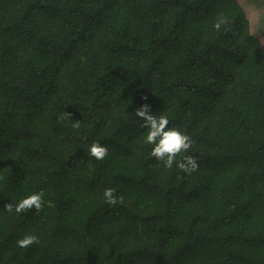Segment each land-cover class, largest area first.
Masks as SVG:
<instances>
[{"label": "trees", "instance_id": "1", "mask_svg": "<svg viewBox=\"0 0 264 264\" xmlns=\"http://www.w3.org/2000/svg\"><path fill=\"white\" fill-rule=\"evenodd\" d=\"M144 104L197 171L150 155ZM0 264H264V0H0Z\"/></svg>", "mask_w": 264, "mask_h": 264}, {"label": "clouds", "instance_id": "2", "mask_svg": "<svg viewBox=\"0 0 264 264\" xmlns=\"http://www.w3.org/2000/svg\"><path fill=\"white\" fill-rule=\"evenodd\" d=\"M227 23L226 18L218 16L213 24L214 29L219 31L223 25ZM150 113V105L144 104L135 111V115L143 120L142 127L147 129L146 137L143 141L144 144L152 145L150 155L155 158L158 165H162L165 169H171L174 164L178 169L184 173L191 174L197 171L199 165L194 156L187 155L192 148L194 141L192 138L175 127H169V119L167 115H153ZM70 113H63L62 118L69 119ZM70 120V119H69ZM80 123H73V127H79ZM88 155L97 161H103L108 155L107 147L98 142H93L88 148ZM177 157H180L177 162ZM44 192L31 194L26 198L21 199L17 204L13 205L8 203L5 205V210L12 214H16L35 210L40 212L44 207ZM103 197L105 202L109 205L115 206L123 204V196H116L115 188H108L104 190ZM48 207H54V204L49 201ZM39 239L35 235H27L22 239L16 241L19 248H28L33 244H38Z\"/></svg>", "mask_w": 264, "mask_h": 264}]
</instances>
